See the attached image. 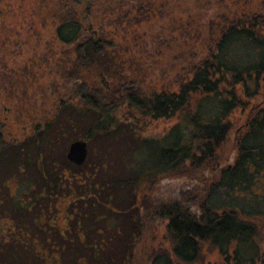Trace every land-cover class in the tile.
I'll list each match as a JSON object with an SVG mask.
<instances>
[{
	"label": "rangeland",
	"instance_id": "rangeland-1",
	"mask_svg": "<svg viewBox=\"0 0 264 264\" xmlns=\"http://www.w3.org/2000/svg\"><path fill=\"white\" fill-rule=\"evenodd\" d=\"M194 1L168 0L167 13L155 11L154 15L150 12L151 15L146 18L147 11L136 12L138 4L125 16L124 13L130 11V5L125 0L122 6L117 4V0H96L98 5L94 10L100 13L103 22L111 23L120 16L124 20L122 25L117 23L119 34L114 39L126 51L121 53L122 57L130 53V58H126L127 64L136 62L140 66L138 80L130 81L131 78L127 87L137 86L146 93L177 89L178 82L191 70L181 58L184 45L193 47L192 56L197 57V61L205 53V49L197 46L203 36L200 32L196 33V37L189 30L183 34V27L193 24L190 16L198 13L197 9L198 18L202 13L203 16L206 13L209 15L210 20H204L208 27L224 23L223 16L230 8L237 10V17H242L243 11L254 8L264 15V0H225L227 10L220 4L208 3L207 7L205 2L203 6L196 7ZM75 2L79 3V0ZM42 4L38 0H3L0 8V124L4 123L2 129L9 140L16 132L28 129L18 143L7 146L0 153V160L4 158V162L0 161V181L8 179L11 186L12 181H20L24 198L30 197V203L24 206L23 211L17 214L10 212V219L24 231V235L20 234L16 240L13 231L3 224L4 231L10 234L8 242L0 241V247H6L0 250L3 264H94L96 261L101 264H149L153 251L171 250L168 220L151 210L142 218V228L134 241L132 256L120 260L127 256V238L133 228L131 215H135L136 211L143 213L147 201L152 203L153 200L157 202L167 197H178L185 201L186 206L190 205L189 211L197 217L205 202L217 207L233 202L246 209L264 210V195L261 197L245 191V195L232 196L225 187L216 189L214 193L212 190V186L218 183L221 170L233 165L236 160L239 138L247 128L251 114L264 100V80L256 88L255 95L243 97L241 104L229 114L231 127L211 159L201 163H179L177 172L173 170L167 176L155 174L134 189L133 179L139 166L142 170L148 168L156 159V153L150 147L138 150L139 144L147 138L161 139L162 142L171 139L169 131L179 123V117L176 114L161 118L142 116L123 104L117 113L120 120L118 130L106 133L104 139L92 136L83 165L69 161L66 158L69 143L79 137L84 139L88 124L78 116L72 118L74 124L65 123V114L71 106L59 107L52 98L53 83L57 86L62 83L61 80L53 81L55 64L52 54L56 58L63 57L64 53L54 52L58 44L53 35V6ZM128 16L131 19L127 22ZM168 25L178 28V33L182 30V34L177 36L168 31ZM125 26L130 27L129 32H122ZM109 28L107 25L106 29ZM204 29L205 40L213 42L214 33L208 34V29ZM142 48H147L148 53ZM186 56H191V53ZM23 88L32 94V99L20 95ZM50 92L52 96H48ZM56 112L58 117L48 124V128H44V133L41 129L36 131L37 128L30 133L35 125H44L45 119L52 118ZM258 173H255L258 179L254 185L256 191L264 188V172ZM43 175L52 179L50 199L34 196L42 187ZM101 183L104 186L97 187ZM89 191L92 193L88 194ZM0 197L3 200L0 202V214L4 217L7 214L4 210L14 209L13 200L4 185H0ZM16 199L15 202L21 201ZM41 214L43 223L38 218ZM47 221L49 224H46ZM77 221H81L86 245L76 237ZM253 221L258 226V242L264 261V218ZM63 228H68V231H63ZM59 230L66 235H60ZM12 245L18 247L19 256H9L7 249ZM93 245H97L96 249L101 247L96 252ZM54 248L59 250V254ZM55 254L57 260L53 256ZM98 254L104 255V263ZM221 258L218 250L205 242L199 257L192 264H221Z\"/></svg>",
	"mask_w": 264,
	"mask_h": 264
},
{
	"label": "trees",
	"instance_id": "trees-1",
	"mask_svg": "<svg viewBox=\"0 0 264 264\" xmlns=\"http://www.w3.org/2000/svg\"><path fill=\"white\" fill-rule=\"evenodd\" d=\"M2 1L0 0V8ZM38 1L46 7L53 6L52 18L55 22L53 35L57 41L56 45L58 44L54 52L64 53L63 57L60 55L61 57L57 56V59L52 54L55 64L53 81L61 80L62 83L57 86L52 82L53 96L51 92L48 96H52L59 107L71 106L65 114L67 117L65 123L68 125L74 124L72 118L75 116L86 120L88 125L84 139L87 144L92 136L104 139L106 133L118 130L117 124L120 120L117 113L118 108L123 104L142 116L161 118L176 114L179 117V123L169 131L171 139H166L163 143L161 139L147 138L139 144L138 150L146 146L150 147L156 153V159L148 168L142 170L139 166L133 179L134 189L143 181L153 178L155 174L169 175L173 170L177 172L179 163H201L207 158L214 157L231 127L229 114L241 104L243 97L255 95L256 88L264 80V22L261 25L250 22L229 25L222 23L208 27L205 26L210 20L207 13L204 16V13L200 14L199 18V12L194 16L191 15L190 21L193 24L183 27V34L189 30L190 34L195 33L196 37L200 32L203 36L198 40L197 46L199 49H205V53L201 54L197 61V57L192 56L193 47L184 45L181 58L185 66L188 64L191 70L187 75L184 74L181 82H178L177 89H161L146 93L137 86L127 87L131 78L130 81L138 80L140 66L136 62L127 64L126 58H130V53L122 57L121 53L125 54L126 51L122 50L120 42L114 39L119 34L117 23L122 25L124 22L122 16L111 23L103 22L100 13L94 10L96 0H79V3L75 0ZM123 1L117 0V4L122 6ZM140 1L125 0L126 4L130 5V11L125 12V16ZM209 1L205 0L202 3L205 2L208 7ZM135 10L140 11L139 8ZM232 13L231 18H235L237 10H232ZM150 15L148 11L145 16L147 18ZM130 19L128 16L127 22ZM107 25L110 26L108 30ZM128 28L130 27H122V32H129ZM204 28L208 29V34L214 33L213 42L210 39L205 40L207 36ZM214 28H217L215 32ZM168 31L174 32L177 36L182 34V30L178 33V28L174 29L173 25H168ZM171 39L176 40L173 37ZM141 50L148 53L147 48ZM188 52L191 56H186ZM252 55L254 56L249 58ZM22 90H20L22 97L28 96L32 99L31 93L28 94L25 88ZM57 117L56 112L52 118L45 119L44 125H35L32 131L37 128L36 131L41 129L44 133V128H48V124ZM256 172H259L258 174L264 172V100L260 102L256 112L251 114L247 128L239 138L236 160L224 171L217 180L218 183L212 186L213 193L216 189L225 187L230 194H233L232 196L245 195V191H251L262 197L264 188L260 191L254 190L255 182L258 180L255 176ZM51 183L52 179L43 175L42 187L39 190L40 197L43 193L51 192ZM102 186L104 184L101 183L97 187ZM90 193L92 191L88 192ZM9 198L13 200L14 209H22L21 211L30 203V197L25 199L24 194L22 200L21 197L16 199L21 200L20 202H15V197ZM2 201L0 197V202ZM184 202L174 196L167 197L166 200L159 199L157 202L153 200L152 203L147 201L143 206V213L136 211L135 215H131L133 228L127 238V256L120 260L132 256L134 241L142 228V218L151 210L152 213L168 220L167 234L171 250L153 251L149 264H192L199 257L201 246L205 242L218 250L222 257L221 264H259V262L264 264L258 242V226L253 221L255 218H264L263 208L256 211L233 202L217 207L205 202L197 217L191 210L189 211L190 205L186 206ZM11 210L7 208L4 211ZM42 217V214L38 216L43 223ZM80 222L77 221L78 226L75 227L76 237L81 244L86 245L83 241L85 233ZM46 224L49 222L47 221ZM7 226L13 231L16 240L20 234L24 235V231L10 217ZM66 230L68 231V228H63V231ZM63 231L59 230L60 235L65 236L66 233ZM15 232L16 234L18 232V235ZM9 238L10 234L1 227L0 241L5 243ZM32 243L34 244V241ZM96 247L97 245H93V249L98 251L101 246L97 249ZM17 248L13 245L8 247L9 256H19L20 251ZM4 249L6 247H0V250ZM54 251L59 254L57 248H54ZM53 256L56 257V254ZM98 256L104 263V255L98 254ZM0 264L3 262L0 261ZM94 264L101 263L96 261Z\"/></svg>",
	"mask_w": 264,
	"mask_h": 264
},
{
	"label": "flooded vegetation",
	"instance_id": "flooded-vegetation-1",
	"mask_svg": "<svg viewBox=\"0 0 264 264\" xmlns=\"http://www.w3.org/2000/svg\"><path fill=\"white\" fill-rule=\"evenodd\" d=\"M202 1H205V0H196L193 3H194V5L196 4V7H197L198 5H200V4L202 5L203 4ZM140 2H139L140 4L138 3L139 5L137 7V8L140 9V11H147V12L150 11V12H153L154 15L156 14L155 11H157V12H165V13L168 12V7L166 5L168 0H141ZM209 2H210L211 5H219L220 4L222 6V8L225 7V9L227 10V1H225V0H214V1L210 0ZM215 2H216V4H215ZM197 3H199V4H197ZM208 7H209V5H208ZM248 10L249 11H246V12L243 11L242 17H237L236 16L235 18H233V17L231 18V16H233V13H232V8H230L227 11V13H226L227 15L225 14L226 16H224L223 22L225 24H235V23L249 24V22H250V23H255V24H260V25L262 24V22H264V15L262 13H260V11H258V8L248 9ZM140 11H139V14H140ZM197 12H199V9H197ZM237 20H241V22H237ZM6 108L9 109L10 107H6ZM3 124H4L3 122L0 124V153H2V151L5 148H7V146H9L11 144L18 143L21 140L20 137H23L28 132V129L24 128L23 130H21L20 133L16 132L15 135L12 136V140H9V138H6L5 135H4V131L2 129V125ZM32 132L33 131H31L30 133H32ZM87 156H88V152H87ZM86 159H87V157H86ZM0 161L4 162V158L2 160H0ZM83 164H81V165H83ZM75 165H77V164H75ZM231 166L232 165L230 164L227 167L223 168L221 170V172H220L221 173L220 177L222 176L224 171L227 170V168H229ZM12 182H14V183H12L13 185L11 186L9 184L8 180L2 179L0 181V185H4L7 188L10 197H15V198L21 197V200H22L24 192L21 189V182L20 181H12ZM32 186H34V185H32ZM19 192H22V195H19ZM42 195H43L42 197H46L47 196L48 199L51 198V192L47 193V194L43 193ZM34 196L38 197L39 196V191L37 193H34ZM14 211L16 213H18V212L20 213L21 212V210L12 209L11 211H5L7 214L4 217L0 214V223H1L0 224V229H1V227L3 228V224L4 225L8 224V217H10V212H14ZM2 220L4 222H1Z\"/></svg>",
	"mask_w": 264,
	"mask_h": 264
},
{
	"label": "water",
	"instance_id": "water-1",
	"mask_svg": "<svg viewBox=\"0 0 264 264\" xmlns=\"http://www.w3.org/2000/svg\"><path fill=\"white\" fill-rule=\"evenodd\" d=\"M87 152V142L82 139H75L70 142L66 152V157L72 163L81 165L86 160Z\"/></svg>",
	"mask_w": 264,
	"mask_h": 264
}]
</instances>
